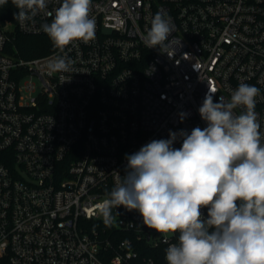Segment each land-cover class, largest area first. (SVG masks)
I'll return each instance as SVG.
<instances>
[{"label": "built area", "instance_id": "1", "mask_svg": "<svg viewBox=\"0 0 264 264\" xmlns=\"http://www.w3.org/2000/svg\"><path fill=\"white\" fill-rule=\"evenodd\" d=\"M61 3L0 23V264H157L160 249L166 261L178 233L123 206L106 225L96 205L125 175L126 155L207 126L198 109L209 88L227 102L241 82L258 87L264 132V0H91L95 39L28 59L9 50L15 29L48 36L41 25ZM157 12L175 25L162 51L144 42ZM58 55L72 71L49 73Z\"/></svg>", "mask_w": 264, "mask_h": 264}, {"label": "clouds", "instance_id": "2", "mask_svg": "<svg viewBox=\"0 0 264 264\" xmlns=\"http://www.w3.org/2000/svg\"><path fill=\"white\" fill-rule=\"evenodd\" d=\"M8 3L0 0V8ZM11 3L21 25L47 7V0ZM90 10L91 0H62L51 23L41 25L55 49L63 53L73 42L95 39ZM174 27L171 17L157 12L146 47L166 49ZM72 66L63 55L47 63L50 74ZM214 94L209 88L198 109L206 127L170 131L168 139L126 155L125 175L96 205L97 213L110 225L113 209L123 206L159 234L178 233L165 250L167 264H264V132L255 111L261 90L241 82L227 102H214Z\"/></svg>", "mask_w": 264, "mask_h": 264}, {"label": "trees", "instance_id": "3", "mask_svg": "<svg viewBox=\"0 0 264 264\" xmlns=\"http://www.w3.org/2000/svg\"><path fill=\"white\" fill-rule=\"evenodd\" d=\"M17 9L12 5L11 0L3 8H0V23L4 24L6 20L15 23L14 13ZM55 48L46 35H29L23 34L15 29L10 35L9 50L19 56L26 59L41 56L50 53ZM91 225L101 227L103 224L101 221L90 222ZM156 258L157 264H167L163 257V250L152 252Z\"/></svg>", "mask_w": 264, "mask_h": 264}, {"label": "rangeland", "instance_id": "4", "mask_svg": "<svg viewBox=\"0 0 264 264\" xmlns=\"http://www.w3.org/2000/svg\"><path fill=\"white\" fill-rule=\"evenodd\" d=\"M36 83L39 85V81L38 80H36Z\"/></svg>", "mask_w": 264, "mask_h": 264}]
</instances>
